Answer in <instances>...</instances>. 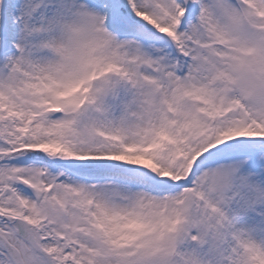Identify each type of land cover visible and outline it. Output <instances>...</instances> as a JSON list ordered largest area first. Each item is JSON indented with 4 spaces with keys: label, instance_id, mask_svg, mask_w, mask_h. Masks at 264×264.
<instances>
[{
    "label": "snow or ice",
    "instance_id": "snow-or-ice-1",
    "mask_svg": "<svg viewBox=\"0 0 264 264\" xmlns=\"http://www.w3.org/2000/svg\"><path fill=\"white\" fill-rule=\"evenodd\" d=\"M0 264H264V0H0Z\"/></svg>",
    "mask_w": 264,
    "mask_h": 264
}]
</instances>
